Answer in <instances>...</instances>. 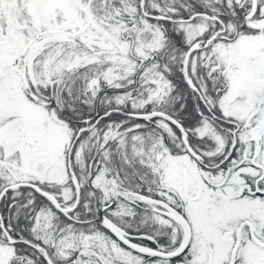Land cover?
Here are the masks:
<instances>
[{"label": "snow or ice", "instance_id": "obj_1", "mask_svg": "<svg viewBox=\"0 0 264 264\" xmlns=\"http://www.w3.org/2000/svg\"><path fill=\"white\" fill-rule=\"evenodd\" d=\"M0 264H264V0H0Z\"/></svg>", "mask_w": 264, "mask_h": 264}]
</instances>
